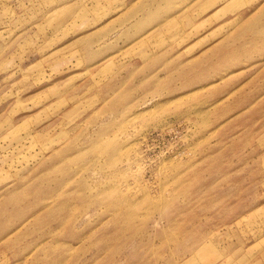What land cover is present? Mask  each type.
Wrapping results in <instances>:
<instances>
[{
	"label": "rangeland",
	"instance_id": "obj_1",
	"mask_svg": "<svg viewBox=\"0 0 264 264\" xmlns=\"http://www.w3.org/2000/svg\"><path fill=\"white\" fill-rule=\"evenodd\" d=\"M131 1L0 0V264H264V0Z\"/></svg>",
	"mask_w": 264,
	"mask_h": 264
},
{
	"label": "crops",
	"instance_id": "obj_2",
	"mask_svg": "<svg viewBox=\"0 0 264 264\" xmlns=\"http://www.w3.org/2000/svg\"><path fill=\"white\" fill-rule=\"evenodd\" d=\"M165 0H134L130 3L123 4V19L117 17H111L108 21L104 22L109 30L114 29L118 23H123V31L129 33L135 41H139L146 37L159 38L162 36L165 27L180 28V20L174 15L164 16V13H177L180 14V1L171 3L172 9L165 8ZM194 1V0H193ZM199 0H195L197 2ZM211 1V0H210ZM209 1V5L210 4ZM216 2V1H215ZM216 8L215 13L218 11ZM175 9V11H174ZM220 9V8H219ZM192 20V19H191ZM171 23V24H170ZM172 24L176 25L173 26ZM104 24L100 26H93L92 28L103 29ZM86 36V35H83ZM115 37L116 34H109V37ZM162 38V37H161Z\"/></svg>",
	"mask_w": 264,
	"mask_h": 264
}]
</instances>
